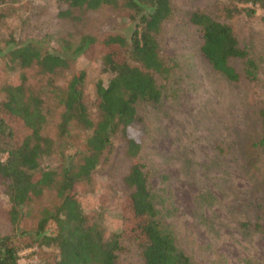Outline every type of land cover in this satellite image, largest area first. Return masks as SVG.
Segmentation results:
<instances>
[{
  "label": "rangeland",
  "instance_id": "374dc122",
  "mask_svg": "<svg viewBox=\"0 0 264 264\" xmlns=\"http://www.w3.org/2000/svg\"><path fill=\"white\" fill-rule=\"evenodd\" d=\"M169 1L172 15L161 28L160 55L170 74L162 99L155 106H141V122L136 126L141 131L139 158L148 172L159 218L191 264H264V233L251 229L261 219L264 202V152L256 145V110L264 107V8H255L251 17L241 12L225 21L258 66L257 82L249 86L242 81L230 83L210 67L198 51L197 30L186 22L192 11H210L215 0ZM66 10L69 15H63ZM0 14V48L11 32L17 42L42 41L61 53L64 42L75 46L82 36L99 41L108 35H126L132 26L118 8L78 11L62 0H0ZM98 47L88 53L91 58L70 60L51 77L55 90L62 89L73 74L82 73V100L91 118L94 84L100 80L105 85L109 79ZM234 67L240 69L238 63ZM19 73L34 91L46 83L47 77L19 69L0 56V85L15 80ZM42 100L41 134L55 143V151L39 163L58 171L83 149L88 132L71 125L59 137V98L46 93ZM0 158L4 160L5 155ZM128 165L115 142L113 152L97 166L78 197L84 213L101 214L105 235L120 229L121 179ZM102 193L106 199L101 201ZM58 203L54 189L48 188L22 212L33 228L42 211H53ZM99 204L105 206L102 211ZM7 210L0 188V236L11 231ZM121 244L118 263L141 264L135 245ZM27 251L19 263L35 264L32 250Z\"/></svg>",
  "mask_w": 264,
  "mask_h": 264
},
{
  "label": "trees",
  "instance_id": "16d2710c",
  "mask_svg": "<svg viewBox=\"0 0 264 264\" xmlns=\"http://www.w3.org/2000/svg\"><path fill=\"white\" fill-rule=\"evenodd\" d=\"M69 9L94 11L103 6L118 8L132 26L124 34L108 35L99 41L82 36L75 46L64 42L61 53L42 41L17 42L12 33L0 48V56L22 70H35L47 77L45 85L32 90L23 74L0 85V188L6 196L7 221L11 231L0 236V264H20V252L32 250L35 264H119L121 242L135 245L141 264H191L179 249L171 231L160 220L150 191L148 172L140 161L141 106L157 105L170 74L160 55L161 28L172 15L169 0H62ZM237 4L249 5L238 7ZM264 0L213 1L210 11H192L186 22L197 30L198 51L210 67L230 83L257 82L258 66L239 46L228 21L244 13L251 17ZM66 10L63 15H69ZM2 16V14H0ZM102 45V47L100 46ZM99 46L102 70L109 76L104 85L94 84L93 117L82 100V73H75L62 89H55L51 77L70 60L88 57ZM65 55H70L68 59ZM239 64L236 69L234 64ZM59 98L58 136L74 125L88 132L81 151L69 157L59 170L40 167L51 156L55 143L41 134L45 123L43 94ZM257 147L264 152V107L257 108ZM129 163L122 177L119 203L120 229L105 235L98 212L84 213L78 202L83 187L113 152L114 144ZM53 188L58 205L42 211L33 228L23 207L43 191ZM106 199L102 193L99 200ZM103 204H99L101 211ZM260 221L251 229L264 233V202ZM243 227H250L244 225Z\"/></svg>",
  "mask_w": 264,
  "mask_h": 264
},
{
  "label": "built area",
  "instance_id": "2783aa9c",
  "mask_svg": "<svg viewBox=\"0 0 264 264\" xmlns=\"http://www.w3.org/2000/svg\"><path fill=\"white\" fill-rule=\"evenodd\" d=\"M30 251H31V249H30ZM26 252H28V251L27 250L21 251L20 254H19V256H23Z\"/></svg>",
  "mask_w": 264,
  "mask_h": 264
}]
</instances>
